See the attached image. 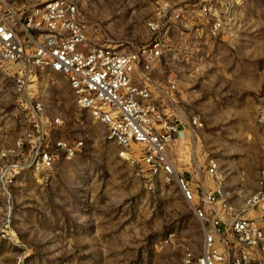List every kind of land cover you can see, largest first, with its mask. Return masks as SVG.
<instances>
[{
  "label": "rangeland",
  "instance_id": "rangeland-1",
  "mask_svg": "<svg viewBox=\"0 0 264 264\" xmlns=\"http://www.w3.org/2000/svg\"><path fill=\"white\" fill-rule=\"evenodd\" d=\"M162 1L77 0L92 40L127 49L153 39L149 20ZM178 1L213 2L224 29L214 36L204 21L191 31L172 24L164 34L156 94L187 131L172 154L178 170L206 175L241 210L264 161V0ZM169 79L174 100L163 91ZM35 89L50 115L63 119L53 137L83 145L51 170L24 172L11 199L0 194V226L11 207L14 234L12 241L0 231V264H186L187 252L199 254L205 230L177 179L159 176L150 189L143 161L123 154L107 127L77 105L63 74L50 72ZM20 111L11 90L0 92V153L24 129ZM210 161L218 177L206 174Z\"/></svg>",
  "mask_w": 264,
  "mask_h": 264
},
{
  "label": "built area",
  "instance_id": "built-area-1",
  "mask_svg": "<svg viewBox=\"0 0 264 264\" xmlns=\"http://www.w3.org/2000/svg\"><path fill=\"white\" fill-rule=\"evenodd\" d=\"M18 2L0 0V92L15 94L24 128L1 150L0 194L11 199L13 185L24 172L51 170L61 154L71 159L83 145V141L53 137L63 119L50 115L43 94L38 89L33 92L38 79L53 71L67 78L77 105L107 127L109 138L124 149L123 154L143 161L150 189L159 176L177 179L205 230L202 250L187 252L186 264H264V161L258 187L241 210L222 186H194L178 170L172 154L187 131L164 108V97L156 94L154 73H160L164 34L172 24L191 31L208 21L210 32L218 36L224 19L216 5L163 0L149 20L153 39L127 49L92 40L77 0L21 6ZM166 88L165 97L170 93L174 100V80L169 79ZM194 123L199 124L196 117ZM135 145L141 147L140 153ZM216 167L209 162L211 176L218 177ZM256 209L260 216L250 213ZM11 215L10 207L0 231L14 241Z\"/></svg>",
  "mask_w": 264,
  "mask_h": 264
},
{
  "label": "crops",
  "instance_id": "crops-1",
  "mask_svg": "<svg viewBox=\"0 0 264 264\" xmlns=\"http://www.w3.org/2000/svg\"><path fill=\"white\" fill-rule=\"evenodd\" d=\"M181 127H183L184 129H186V127H185V125H183V124H181ZM181 141H182V139H181ZM178 145V144H177ZM179 145H180V143H179ZM176 147V146H175ZM175 147L172 149V152H173V150L175 149ZM180 171V170H179ZM181 172V174L182 175H184L185 174V172H182V170L180 171ZM193 173V170H190L189 171V175L188 174H185V175H187L188 177H186L194 186H205L207 189H211V185H210V183L211 182H207V180L209 179L208 177H206V175H205V178H199L198 177V174H197V179L198 180H196L195 179V177H194V175L192 174ZM206 174H209V171L207 170V173ZM210 178H211V176H210ZM203 179H205L204 181H202ZM209 212H211L212 213V210L211 209H209ZM251 214H253V215H256V216H260V212L258 211V209H256L254 212H250Z\"/></svg>",
  "mask_w": 264,
  "mask_h": 264
}]
</instances>
